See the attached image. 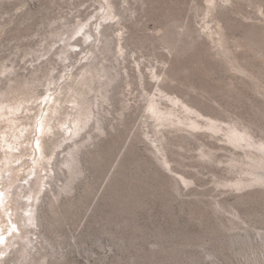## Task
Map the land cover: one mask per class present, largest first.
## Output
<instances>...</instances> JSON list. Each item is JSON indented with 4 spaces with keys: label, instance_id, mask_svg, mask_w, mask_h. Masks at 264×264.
<instances>
[{
    "label": "rangeland",
    "instance_id": "1",
    "mask_svg": "<svg viewBox=\"0 0 264 264\" xmlns=\"http://www.w3.org/2000/svg\"><path fill=\"white\" fill-rule=\"evenodd\" d=\"M106 1L0 0V66H15L0 72V248L12 245L0 254L1 264H264V193L259 192L264 184L236 187L237 180L253 176L228 162L245 150L220 139L224 131L211 136L205 129L190 134L160 125L150 109L157 100L180 117L211 118L244 143L252 142L247 148L264 150V58L240 43L251 25L264 39L259 1H228L225 19L190 0H129L126 18L102 19L104 25L113 23L114 43L97 61L116 73L112 80L95 71L77 74L89 49L80 53L75 47L65 62L53 54L63 43L54 40ZM171 6L175 19H165ZM6 7L12 11L3 13ZM79 9L83 16L64 25V16ZM44 17L52 23L40 21ZM163 23L210 48L202 61L193 49L181 56L168 49L157 36ZM27 24L34 29L29 37L34 45L17 46ZM80 30L72 41L82 36ZM181 63L189 69L179 81H163L165 72ZM15 70L23 75L4 87ZM47 72L63 78L46 82ZM96 83L99 91L91 89ZM83 91L104 130L95 116L78 134L65 137L60 126L72 123ZM208 141L217 146L215 158L201 155ZM78 146L80 172L73 173L76 161L65 159ZM50 154V175L34 200V185L46 174L43 160ZM32 214L37 217L28 223ZM26 243L22 256L18 250Z\"/></svg>",
    "mask_w": 264,
    "mask_h": 264
},
{
    "label": "bare ground",
    "instance_id": "2",
    "mask_svg": "<svg viewBox=\"0 0 264 264\" xmlns=\"http://www.w3.org/2000/svg\"><path fill=\"white\" fill-rule=\"evenodd\" d=\"M117 1H119V0H117ZM117 1L116 0H107L106 2H101L99 7H97L95 10L91 11L90 13H88L84 17V19L82 20L83 22H82L81 25L76 26V27H74L72 29L69 28V29L64 30L61 33V36L57 40H54L55 42H53V43L63 42L62 44H60L58 46V49H56L55 52L53 53L54 55L58 56V58L62 59V62H65L66 60L71 58V54H69V52H70V50H73L75 47H77V48L79 47L81 49L80 53H84V51H86V49L87 50L89 49V53L91 52V54H90L91 56L88 57V60L86 62L81 63V65L78 67V69L81 70V72L77 73L75 71L77 74H82L84 72H92V74H93L94 71H95L96 73H98L99 77H103V79H104V77H107V75H109V74H110L109 75V80L110 79L111 80L115 79L116 73H114L111 68L109 69V65L107 66L105 64L102 67H99V64L102 61L100 60L98 62L97 59L99 58V52L102 51V49H106L105 47L108 48V46H110L111 44L114 43V40L110 39L111 33H109V30L113 27V25H112L113 23L112 24L108 23L107 25H104L102 19H104V21L108 20V19H112V20L117 19V21H119V20H121L123 18H126L125 12H127V10L132 9L130 7V1L129 0H126L127 1V5H122V6L120 5L121 1H120V3L117 2ZM172 1L176 2L177 0H172ZM190 1H191V3H193L195 5H199V7H203L202 10H205L208 13H215V15H217V17L219 16L221 18H225L226 19V15H225L226 10L224 8L227 6L228 1H235V0H190ZM257 1H259L260 9L263 11L264 10V0H257ZM145 2L147 3V0H144L143 4ZM207 3H210L212 5H207ZM173 7H174V5H173ZM173 7L171 6V8L167 12L164 11L163 16H164L165 19H172V18L175 19L176 10ZM9 10H8V7H6V9H4L3 13H5V12L8 13V12L12 11V9L10 11ZM101 10H103L102 14L100 13ZM83 11L84 10H80V9L77 10V14L73 15V17H69L68 15H65L64 16L65 22L63 24L66 25L68 23H72L74 21V18H76V17H78L80 15L83 16ZM48 17H46V18L44 17V19L40 20V21L46 22V24H51L52 23V18H48ZM93 17L96 18L95 21H92V23L90 22V24H89V21ZM9 19H11V18H9ZM117 21H115V22H117ZM29 24H27L28 26L24 27L23 32L18 34V36L16 35L17 38H18L17 39L18 40L17 46H21V45H30V46H32V45H34V41L30 40V38H29L32 35V33H34V29L32 30V27H30ZM226 25L227 26H232L233 23H231L229 20H227ZM80 29H84V31L82 33V36L72 41V39L74 38L76 33L78 31H81ZM180 29L178 30V27L176 28L175 25H172V24L169 25V24L163 23L162 26H160V29L158 30L157 36H158L159 39L163 40L166 43L165 44L166 47L168 49L172 50L175 54H178V55L180 54V56H181L184 52L193 49V50L196 51V54L194 55V56L197 57L196 59L198 61H202L200 59L203 58L206 50H210V48L205 47V46L202 47L200 44H198L196 38L191 39V40H185V38H182V36H181V33L183 32V30L182 29L180 30ZM21 31H22V27H21ZM196 31H197L198 35H200V33H199V31L197 29H196ZM123 33L124 32L119 33V35L124 37ZM260 33L261 32L258 29L257 25H251L249 27H246V28H244V34H243L242 38L240 39V43H241V45L248 46V47L254 49L256 51V53L261 58H264V39H262ZM25 38H29V39H27L28 41L25 42L24 41V40H26ZM31 39H34V38H31ZM98 40H99V42H97ZM100 42L102 43L101 46L99 45ZM96 43H98V46L96 45ZM86 44H89V45L87 46ZM92 44L93 45L95 44L96 47L95 46L91 47ZM85 45H86V47H85ZM219 45L222 46V47L225 46V37L224 36H222L219 39ZM97 47H98V49H97ZM125 47H126L125 45L121 44V49L119 50V52L120 51L123 52V49ZM111 48H115V47L111 46ZM50 50H48L45 53H42V54L38 55L37 59H40L42 56L44 57V55H46L48 52H50ZM224 50L226 52L228 51L226 48ZM113 51H114V49H113ZM28 53H32V52H28ZM207 54H208V52H207ZM78 58H76V61L75 62L73 61L72 64L70 63V65L71 66L75 65L77 63V61H78ZM33 60H34V58H33ZM79 60H81V59H79ZM237 60H239V59H237ZM182 64H183V66L185 65L184 63H181L180 65L182 66ZM181 66L179 68L176 66V67L171 68L170 70H167L165 72V74H164V77L162 78L163 81L166 80V81L172 82L174 80H178V77H179V75L181 73L182 74L186 73V68L187 67H183V66L181 67ZM0 67H1L0 68V72L2 73L4 71H7L12 66H11V64L2 63V65ZM14 67L15 66H13L12 69H14ZM65 68L68 69L67 66H65ZM240 68L242 70H244V71H247L246 65H241ZM188 69L189 68H187V70ZM63 70H61V71H63ZM50 71H52V69ZM182 71H184V72H182ZM11 72L13 73V71H10V73ZM14 72L17 75L14 74L13 76H8L7 80L4 82V85H3L4 87L8 86L10 83H13L12 81H15L17 79V76L23 75L20 72L17 73L16 70ZM113 74H115V75H113ZM158 74H160V73H158ZM189 74H191V71H190ZM87 75H88V73H87ZM157 76H159V78L161 77V75H157ZM61 77L63 78V76H60V75L57 76V74L54 75V73H52V72H47L44 75L45 81L49 82V83H54L57 80H59ZM38 79L39 80H43L42 78H38ZM84 82H86V81H84ZM106 82H107V80H106ZM169 82H168V84H170ZM194 85L195 84H192V87ZM166 86L167 85L163 84V86H162L163 91L167 90L168 86L167 87ZM91 89H95V90L99 91V89H97V83H96V87H91ZM106 91L107 90H105V92ZM102 92H103L102 93L103 97H105V98L109 97L107 92L104 93L103 90H102ZM81 94H83L81 96L82 98L80 100L77 99L79 106L78 107L76 106V111L73 112L75 117L73 118V120L71 119L72 123H70L67 127L60 126V127L64 128V133H65L64 135H66L65 137H67V135L69 133H70V136H72V137L75 136L76 134H78L80 132V130L82 128H84L88 124L89 119L91 117H95L96 116V114L94 113V109L92 107V104L90 102V98L88 97V91H83ZM174 94H175L174 95L175 97H178V96H176V94H177L176 92ZM194 106H196V105H194ZM150 109L155 114V116L158 119V121H160L159 122L160 125H163V124L172 125V127L174 126V128H175L174 130L175 131H186V132H189L190 134H196L195 133L196 130L205 129V130H209V132H210L209 134L211 136H214V133H219V132L224 131L223 135H224L225 138L220 137V139L225 140L226 143L233 144L234 146L242 148V149L245 150L244 156H242L241 154L232 155V156H230L228 162H230V164H232L233 166H239L243 171H245V172H247V173H249L250 175L253 176L252 178L237 180L234 183L235 186L238 187V188H242V187H245V186H251V185H254V184H258V183L264 184V150L263 149L256 148L255 150H252V149L247 148L248 146L252 145V142L247 141L246 143H244L243 142V139H245L244 137H242V136H240L238 134H233V133H231V132H229L227 130L225 131V129L222 128L217 121H215V120H213L211 118H209L207 120V122H204L201 119H198V118L193 117V116L180 117V115H176V113H174L175 111L166 110L163 107H161L158 104L157 100H152V102L150 104ZM201 112H202V110H201ZM96 124H97V128L100 131L104 130V127L102 126V118L97 117ZM77 142H78V145H79L80 144L79 140ZM203 145L206 146L207 148L205 147V148L202 149L201 155L202 156H206V157H214L215 153L213 151V148H216L217 146L214 145L210 141L204 142ZM71 147H72V145H71ZM78 148H80V147L78 146L75 149L70 150L69 153H68L69 157L65 159V163H68V162L71 161V159L72 160L74 159L76 161V164L73 165V167L75 166L74 167L75 169H77V167H78V160H77V154H76V151L78 150ZM51 155L52 154L47 155L48 157L43 160L44 161V167H43L42 170L43 171H47V172H46L45 175H43L41 177V179L39 181L37 180L36 185H34V196H33L34 200L38 199L41 189L44 188L42 186L44 184L43 181H44L45 176L50 175V171H49L47 165H48V162H49V159H50ZM75 169H74V171L72 169L73 173H79L80 172L79 169H77V170H75ZM250 192L247 193L246 195L245 194L241 195L240 198L241 199H245V198H243L244 196H246V197L247 196H251ZM253 192L256 193L255 191H253ZM259 192L264 193V191H262V190L259 191ZM32 213H33V210H32ZM36 215L32 214L30 216V221L28 223H30V222L33 223V221H35V219L37 217ZM38 237H40V236H38ZM44 239L47 240V238L45 236H44ZM29 241L33 242L35 240L33 238H30ZM43 241H42V244H44ZM28 244L29 243L24 244L22 246V248H20L18 250V252L20 251L22 253V256L25 253V251L27 250V247H28L27 245ZM10 246H12V245H10V243H7L4 247L0 248V254L1 253L2 254L5 253ZM36 246H38L37 243L34 244L32 246V248H34ZM0 264H1V262H0Z\"/></svg>",
    "mask_w": 264,
    "mask_h": 264
}]
</instances>
